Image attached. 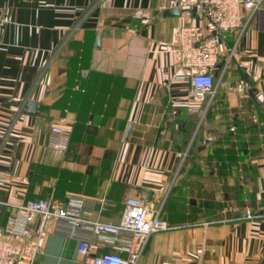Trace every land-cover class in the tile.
<instances>
[{
    "label": "crops",
    "instance_id": "crops-1",
    "mask_svg": "<svg viewBox=\"0 0 264 264\" xmlns=\"http://www.w3.org/2000/svg\"><path fill=\"white\" fill-rule=\"evenodd\" d=\"M170 8L0 0V200L73 193L84 217L110 222L147 203L178 227L153 233L136 264H264V1L221 34L214 95L176 116L195 69L179 50L185 16ZM242 77L246 92L229 90ZM53 126L68 131L66 151L52 150ZM8 215L0 203V236ZM40 243L35 264H84L77 237L47 230Z\"/></svg>",
    "mask_w": 264,
    "mask_h": 264
},
{
    "label": "built area",
    "instance_id": "built-area-1",
    "mask_svg": "<svg viewBox=\"0 0 264 264\" xmlns=\"http://www.w3.org/2000/svg\"><path fill=\"white\" fill-rule=\"evenodd\" d=\"M111 0H104L109 3ZM168 7L178 8L184 14L186 25L180 29L179 50L182 64L195 70L191 73L192 90L188 97L174 102L171 114L176 116L180 106L192 109V102L205 100L215 92L213 71L219 62L218 45L222 33L244 29L250 17L241 9L255 11L264 0H165ZM198 7L211 23L209 29L191 24V11ZM135 17H145L143 11H135ZM9 17L1 14L0 26ZM136 32L137 24L129 26ZM229 90L245 93L247 82L243 77ZM57 135L51 143L54 152L68 149L69 134L66 128L53 126ZM264 160V155L262 157ZM264 163V162H263ZM5 180V178H0ZM264 192V176L262 178ZM9 211L7 223L0 236V264H35L42 250V235L51 230L54 233L77 237L79 251L84 264H136L146 249L153 233L178 227L164 219L160 209H152L147 203H126L117 222L103 219H88L83 215V197L70 194L66 201L50 195L44 198L0 200ZM102 205L100 210L103 211ZM261 213L260 216H263ZM248 211L246 217H251ZM206 224V222L204 223Z\"/></svg>",
    "mask_w": 264,
    "mask_h": 264
},
{
    "label": "water",
    "instance_id": "water-1",
    "mask_svg": "<svg viewBox=\"0 0 264 264\" xmlns=\"http://www.w3.org/2000/svg\"><path fill=\"white\" fill-rule=\"evenodd\" d=\"M167 12L180 14L181 11L178 8H170V9L167 10ZM27 107H28V111L30 113H35L36 112V107H37L36 101L30 100L27 103Z\"/></svg>",
    "mask_w": 264,
    "mask_h": 264
},
{
    "label": "rangeland",
    "instance_id": "rangeland-1",
    "mask_svg": "<svg viewBox=\"0 0 264 264\" xmlns=\"http://www.w3.org/2000/svg\"><path fill=\"white\" fill-rule=\"evenodd\" d=\"M190 156V155H189Z\"/></svg>",
    "mask_w": 264,
    "mask_h": 264
}]
</instances>
